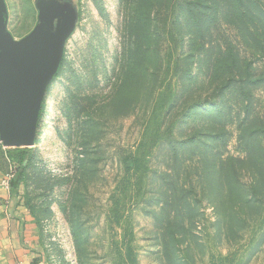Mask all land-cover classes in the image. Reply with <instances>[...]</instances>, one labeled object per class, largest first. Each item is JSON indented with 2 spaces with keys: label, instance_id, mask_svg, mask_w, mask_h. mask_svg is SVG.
Returning <instances> with one entry per match:
<instances>
[{
  "label": "rangeland",
  "instance_id": "374dc122",
  "mask_svg": "<svg viewBox=\"0 0 264 264\" xmlns=\"http://www.w3.org/2000/svg\"><path fill=\"white\" fill-rule=\"evenodd\" d=\"M45 1L6 0L12 35ZM57 2L73 29L18 187L50 264H264V0Z\"/></svg>",
  "mask_w": 264,
  "mask_h": 264
},
{
  "label": "water",
  "instance_id": "95a60500",
  "mask_svg": "<svg viewBox=\"0 0 264 264\" xmlns=\"http://www.w3.org/2000/svg\"><path fill=\"white\" fill-rule=\"evenodd\" d=\"M41 4L36 26L17 40L8 29L6 0H0V141L5 148L35 144L42 103L73 29V14L65 5Z\"/></svg>",
  "mask_w": 264,
  "mask_h": 264
},
{
  "label": "crops",
  "instance_id": "0c3cea01",
  "mask_svg": "<svg viewBox=\"0 0 264 264\" xmlns=\"http://www.w3.org/2000/svg\"><path fill=\"white\" fill-rule=\"evenodd\" d=\"M3 178L0 173V264H50L43 224Z\"/></svg>",
  "mask_w": 264,
  "mask_h": 264
},
{
  "label": "trees",
  "instance_id": "16d2710c",
  "mask_svg": "<svg viewBox=\"0 0 264 264\" xmlns=\"http://www.w3.org/2000/svg\"><path fill=\"white\" fill-rule=\"evenodd\" d=\"M8 158L17 165V175L11 180V189H18L24 170L27 168L31 150L28 147L6 148Z\"/></svg>",
  "mask_w": 264,
  "mask_h": 264
},
{
  "label": "flooded vegetation",
  "instance_id": "af4514ba",
  "mask_svg": "<svg viewBox=\"0 0 264 264\" xmlns=\"http://www.w3.org/2000/svg\"><path fill=\"white\" fill-rule=\"evenodd\" d=\"M47 1L50 2V0H46L45 2H47ZM45 5H47V4H45ZM47 6H51V4H49V5H47ZM39 14H40V9H39V7H38L37 20H36V23H35V25L33 26V28L36 26V24H37V22H38ZM8 22H9V17H8ZM33 28H32L28 33H30V32L33 30ZM8 29H9V26H8ZM9 31H10V30H9ZM10 32H11V31H10ZM28 33H27V34H28ZM11 34H12V33H11ZM27 34H26V35H27ZM26 35H25V36H26ZM13 37H14L15 39L19 40V39L23 38L24 36L21 37V38H19V39H18L17 37H15L14 35H13Z\"/></svg>",
  "mask_w": 264,
  "mask_h": 264
},
{
  "label": "built area",
  "instance_id": "2783aa9c",
  "mask_svg": "<svg viewBox=\"0 0 264 264\" xmlns=\"http://www.w3.org/2000/svg\"><path fill=\"white\" fill-rule=\"evenodd\" d=\"M10 182H11V178L10 177H6L4 180H3V186L7 189H10L11 188V185H10Z\"/></svg>",
  "mask_w": 264,
  "mask_h": 264
}]
</instances>
